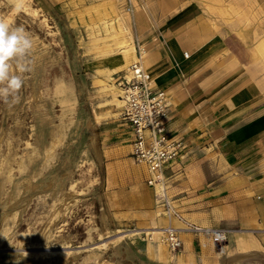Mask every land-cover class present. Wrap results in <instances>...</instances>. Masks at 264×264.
Segmentation results:
<instances>
[{"label": "rangeland", "instance_id": "obj_1", "mask_svg": "<svg viewBox=\"0 0 264 264\" xmlns=\"http://www.w3.org/2000/svg\"><path fill=\"white\" fill-rule=\"evenodd\" d=\"M166 1L0 0V19L34 43L21 102H0V264H197L155 230L167 225L159 218H178L167 191L169 206L155 190L151 225L127 209L152 185L130 154L117 99L131 74L116 64L147 53L137 43L149 49L150 38L187 39L202 26L189 58L208 53L215 74L232 86L256 81L264 98V57L252 55L264 41V0Z\"/></svg>", "mask_w": 264, "mask_h": 264}, {"label": "crops", "instance_id": "obj_2", "mask_svg": "<svg viewBox=\"0 0 264 264\" xmlns=\"http://www.w3.org/2000/svg\"><path fill=\"white\" fill-rule=\"evenodd\" d=\"M206 32L197 26L187 39L179 32L163 36L164 43L160 36L159 41L150 38L149 49L137 43L138 51L144 49L151 62L152 81L171 97L169 128L187 145L183 156L165 170L167 194L179 207L178 218L171 217L183 241L178 255L185 260L195 257L197 264L262 260L264 98L256 81L232 86L231 80L215 74L214 57L208 53L189 58ZM257 48L253 56L258 55ZM125 127L132 142V129ZM140 177L147 180L149 175ZM154 206L155 189L146 186L143 194H134L127 209L141 213L142 224L151 225ZM169 217L158 222L168 224ZM212 228L227 229L228 242L223 246L211 242L204 230Z\"/></svg>", "mask_w": 264, "mask_h": 264}, {"label": "built area", "instance_id": "obj_3", "mask_svg": "<svg viewBox=\"0 0 264 264\" xmlns=\"http://www.w3.org/2000/svg\"><path fill=\"white\" fill-rule=\"evenodd\" d=\"M132 70L134 72L130 78L122 75L118 81L123 100L121 118L133 132L131 156L135 162L147 166V182L155 186L165 181V170L183 156L187 145L169 128L172 106L169 93L152 81L151 74L140 61L132 65ZM161 200L164 205H170L167 194L166 197L161 196ZM204 231L217 246L228 242L229 232L225 228ZM215 233L222 235L217 239ZM167 239L173 250H179L183 245L177 231L170 232Z\"/></svg>", "mask_w": 264, "mask_h": 264}, {"label": "clouds", "instance_id": "obj_4", "mask_svg": "<svg viewBox=\"0 0 264 264\" xmlns=\"http://www.w3.org/2000/svg\"><path fill=\"white\" fill-rule=\"evenodd\" d=\"M33 49V40L23 27L12 28L0 19V102L9 110L21 102L22 74L30 70ZM214 235L219 239L222 234Z\"/></svg>", "mask_w": 264, "mask_h": 264}, {"label": "bare ground", "instance_id": "obj_5", "mask_svg": "<svg viewBox=\"0 0 264 264\" xmlns=\"http://www.w3.org/2000/svg\"><path fill=\"white\" fill-rule=\"evenodd\" d=\"M24 9H28V7L27 6H25L24 8H23V10ZM126 9H128V8H126ZM25 11V10H24ZM127 23V22H126ZM123 26V25H122ZM129 46V45H128ZM127 46V47H128ZM134 47V46H133ZM132 48V47H131ZM127 49V48H126ZM122 50V49H121ZM131 50V49H130ZM133 50V49H132ZM144 49H142V51H143ZM123 51H125V50H123ZM122 51V52H123ZM134 52H135V50H134ZM134 52H132V53H134ZM257 52H260L262 55H263V57H264V42H262L259 46H258V48H257ZM130 53V52H129ZM120 54H121V52H120ZM119 54V55H120ZM122 55V54H121ZM120 55V59H118L119 60V62H118V64H116V66L117 67H119V66H121L122 64H123V66L125 67L124 69H125V73H128V74H131L130 75V77L133 75V70H132V65L136 62V61H140L141 63H142V65H143V67L145 68V69H147L148 70V68H150V63H148V59H147V53H141L140 54V56L138 55V56H133V55H131V57H129V58H127V60H125L126 59V57L125 56H121ZM116 57H119V56H116ZM117 59V58H116ZM125 60V61H124ZM148 60V61H147ZM129 63H133L132 65H131V68H128V64ZM113 64H115V62L113 63ZM125 64V65H124ZM130 67V66H129ZM116 69V68H115ZM129 77V78H130ZM115 86V85H114ZM113 86V87H114ZM114 88H116V87H114ZM112 89V88H111ZM121 90H122V88H121ZM121 94H122V91H121V93H120V97H121ZM116 99V98H115ZM122 99H117V101H118V104H120V103H122L123 102V100L121 101ZM141 168L146 172V173H149V171H148V168H147V166H145L144 164H141ZM163 180L161 181V182H158V183H156L155 184V190H156V192L158 193V195H157V197H158V199L159 198H161V196H163L164 195V190H165V186L163 185ZM165 193H166V190H165ZM165 197H166V194H165ZM162 206V205H161ZM162 213V212H161ZM165 213V212H164ZM169 219L171 220V221H169V223L167 224V225H163L162 227H159V228H157V227H155V230H157L156 232H159L158 234H160V236H159V238L160 239H162V237L163 238H165V240H167V236H168V234L170 233V232H174V231H177V233H179V228H177V227H175L174 226V224H173V219L171 218V217H169ZM164 240V239H163ZM164 243H162V245H163ZM165 245V244H164ZM166 247V246H165Z\"/></svg>", "mask_w": 264, "mask_h": 264}]
</instances>
